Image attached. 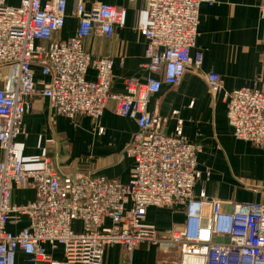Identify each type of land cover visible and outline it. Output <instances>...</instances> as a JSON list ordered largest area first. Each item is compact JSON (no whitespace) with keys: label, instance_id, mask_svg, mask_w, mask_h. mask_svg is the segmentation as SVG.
I'll use <instances>...</instances> for the list:
<instances>
[{"label":"built area","instance_id":"built-area-1","mask_svg":"<svg viewBox=\"0 0 264 264\" xmlns=\"http://www.w3.org/2000/svg\"><path fill=\"white\" fill-rule=\"evenodd\" d=\"M212 1L146 0L148 23L138 31L147 39L145 65L153 75L144 82L128 78L125 91L114 93V59L92 55L84 41L96 33L111 38L115 27L126 23L125 9L100 2L88 7L86 0H76L77 29L70 38L56 40L65 27L68 0H0V149L5 152L0 161V264H101L108 245L120 244L132 253L144 241L178 246L176 264H264V204L197 193L202 146L186 137L178 111L172 113L174 132L167 134L168 119L148 109L163 84L177 85L188 68H201L203 53L191 51L200 7ZM35 67L47 79L37 80ZM90 69L94 80L87 78ZM206 82L210 94L223 95L234 136L264 150V88L227 91L214 71ZM37 97L73 120H99L114 101V113L137 124L125 150L134 163L129 181L63 176L47 157L38 166L26 164L17 139L25 135L23 119ZM18 187L33 189L34 199L14 203ZM228 204L231 211L225 210ZM151 206L182 209L185 221L175 224L165 240L157 239L143 224ZM24 219L27 225L19 230L8 228ZM59 247L63 259L55 257Z\"/></svg>","mask_w":264,"mask_h":264},{"label":"crops","instance_id":"crops-1","mask_svg":"<svg viewBox=\"0 0 264 264\" xmlns=\"http://www.w3.org/2000/svg\"><path fill=\"white\" fill-rule=\"evenodd\" d=\"M76 0H68V17L65 27L54 35L56 40H66L76 31L77 19L72 15ZM89 7L100 2L126 10V23L116 26L111 38L96 33L86 38L87 51L97 57L114 59L112 91L123 93L125 80L136 78L144 82L153 74L146 68L145 51L147 39L138 31L140 24L148 23L146 0H86ZM264 0H213L200 7L198 37L192 54L201 51L204 56L199 70L188 68L184 78L177 85L163 84L160 91L149 99L148 109L152 114L167 118L164 132L172 134L176 125L173 111L179 112L184 121V133L190 141L199 143V168L203 180L196 192L205 191L210 198L240 203L264 204V184L258 192L246 189L241 182L223 184L213 179V167L224 166L237 157L246 165L264 163V150L234 136L227 119V105L223 95L211 96L206 82L210 71L217 72L224 81L225 90L232 91L243 87L264 88V19L260 8ZM157 76V75H156ZM37 80L47 79L39 67H35ZM96 73L90 69L87 78L94 80ZM115 102L110 101L101 124L104 134L98 133L89 117L82 116L76 122L64 115L55 113L47 98L32 100L31 111L24 116L26 135H21L18 145L22 157L29 166L41 163L45 156L51 159L61 175H104L108 178L127 182L133 171V160L125 154L137 124L134 120L117 116ZM79 136L86 133L90 146L85 158L67 159L54 147L55 137L63 133ZM5 152L0 149V161ZM209 173V174H208ZM35 192L31 188L18 187L13 193V202L24 204L32 201ZM231 211L232 206L225 205ZM185 221V212L180 209L151 206L143 219V224L155 232L157 239L165 240L175 224ZM24 219L20 226L9 225L13 231L27 225ZM75 227H81L75 222ZM63 257V253L57 254ZM180 250L176 245L165 241L152 244L140 243L132 253L120 244L105 248L101 264H176Z\"/></svg>","mask_w":264,"mask_h":264},{"label":"rangeland","instance_id":"rangeland-1","mask_svg":"<svg viewBox=\"0 0 264 264\" xmlns=\"http://www.w3.org/2000/svg\"><path fill=\"white\" fill-rule=\"evenodd\" d=\"M210 95L213 96L212 94ZM80 117H77L74 120V122H76ZM90 119L94 123L96 130H98V133L104 134L105 129L100 122L102 118L99 120H95L92 118ZM101 128L103 129V131H100ZM25 135H26V131H25ZM54 137L56 138L54 147L57 149V151L60 152L61 156L64 157L65 155L67 159H72L74 161H76L77 159L86 157L87 152L89 150V146H90V137L86 133H84L82 136L81 135L76 136V135H73V133L69 132L67 134L63 133L61 135L59 134ZM258 149H261V148L258 147ZM223 164L224 166L217 163V165L213 167L214 169L213 174L215 173V176H213V179L215 181L223 183V184H226V183L234 184V181L238 183L241 182L245 185L246 189H249V190L253 189V191H255V189H258L257 190L258 192L262 190L261 184H264V163L261 162L258 164L256 163L254 165H251V164L246 165L245 163H243V161H241L237 157H233L229 161L226 158H224ZM198 169L200 172L202 171L199 168V159H198ZM205 179L206 178L203 179V177H201L197 185L200 184ZM197 185L196 187H198ZM9 227L10 226H8V228ZM59 252H62L61 247H59L56 251H54L55 257L58 259H63V257H59L57 255Z\"/></svg>","mask_w":264,"mask_h":264},{"label":"trees","instance_id":"trees-1","mask_svg":"<svg viewBox=\"0 0 264 264\" xmlns=\"http://www.w3.org/2000/svg\"><path fill=\"white\" fill-rule=\"evenodd\" d=\"M213 264H218V262H214ZM219 264H224V262H222V263H219Z\"/></svg>","mask_w":264,"mask_h":264}]
</instances>
